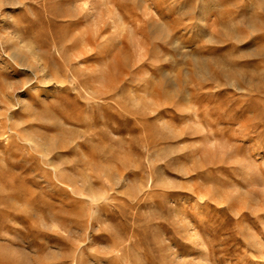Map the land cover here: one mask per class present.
Listing matches in <instances>:
<instances>
[{
    "label": "rangeland",
    "instance_id": "374dc122",
    "mask_svg": "<svg viewBox=\"0 0 264 264\" xmlns=\"http://www.w3.org/2000/svg\"><path fill=\"white\" fill-rule=\"evenodd\" d=\"M0 264H264V0H0Z\"/></svg>",
    "mask_w": 264,
    "mask_h": 264
}]
</instances>
